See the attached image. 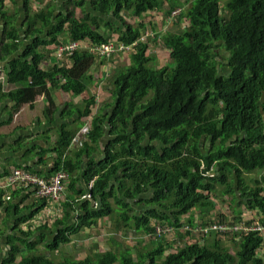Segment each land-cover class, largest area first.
Wrapping results in <instances>:
<instances>
[{
	"label": "trees",
	"instance_id": "16d2710c",
	"mask_svg": "<svg viewBox=\"0 0 264 264\" xmlns=\"http://www.w3.org/2000/svg\"><path fill=\"white\" fill-rule=\"evenodd\" d=\"M23 1L29 24L18 29L19 14L0 0V65L8 81L19 85L5 92L0 84V105L6 99L14 103L5 121L11 123L23 105L47 97L45 116L54 127L45 133L46 146L31 153L42 163L53 154L50 172L70 176L71 194L48 210L50 202L40 199L12 220L0 264H264L259 234L233 231L196 239L183 231L196 227V214L207 225L236 227L245 210L263 216L264 225V175L249 181L264 170V0H228V16L223 0H53L37 12L34 0ZM177 10L181 14L173 16ZM154 15L167 22L178 17L176 24L184 18L188 25L182 32H164ZM145 36L149 42L141 41ZM71 43L80 48L63 54ZM109 44L132 47L129 64L112 85V101L93 115L96 100L90 97L83 109L65 110L62 118L72 120L59 124L51 88L74 96L87 92L92 68L108 60L90 50ZM44 48L58 59L47 70ZM220 50L228 54L227 65H218ZM163 51L169 59L162 66ZM117 54L111 58L124 53ZM20 168L30 170L14 163L0 177L5 181ZM26 190L34 189L16 188L12 197ZM216 195L232 198L233 211L211 222L206 218L217 214ZM43 213L38 229L23 228ZM104 218L134 236L149 238L156 224L174 229L175 236L171 242L149 239L148 246L137 238L135 255L130 247L117 252L121 245L114 242L115 252L57 261L73 236L95 230Z\"/></svg>",
	"mask_w": 264,
	"mask_h": 264
},
{
	"label": "crops",
	"instance_id": "0c3cea01",
	"mask_svg": "<svg viewBox=\"0 0 264 264\" xmlns=\"http://www.w3.org/2000/svg\"><path fill=\"white\" fill-rule=\"evenodd\" d=\"M6 5L7 11H17L19 14V23L17 28H22L21 26L26 23V11L24 10V1L23 0H4ZM53 0H34L33 2V9L34 11H39L45 7H47ZM31 9V5L29 4ZM39 9V10H38ZM1 18H0V34L3 32V25H1ZM29 24V23H26ZM24 25L23 28H25ZM0 41H2V36L0 37ZM65 47V46H63ZM61 47V49L63 48ZM52 48H44L41 50L42 53L45 55L44 60V68L45 70L51 69L58 63V59L55 58V53L51 51ZM60 49V50H61ZM19 55V54H18ZM17 55V56H18ZM62 57L61 52L56 53V57ZM126 57V56H124ZM124 58H117L114 57L113 59H108L104 61H99L95 67L92 68L89 75L92 76V83L89 86L87 92L80 96H74L69 93L64 92L62 89L58 88H51V97L53 98L55 104L59 107V111L57 114V121L59 124H62L68 120H72V118H62V113L65 110H68L70 107H75L79 109H83L86 105L87 99L89 100L90 97H95L96 104L93 106V115L97 114L101 111L103 106L112 101V85L118 76V72L126 66L128 63ZM4 65H0V70L2 74L5 76V81H0V84L4 87L5 92H9L11 89H16L19 87L18 84H11L8 81V77L5 73ZM119 66V67H118ZM51 87V85H50ZM49 105V101L45 95L38 96L36 102L34 104H25L21 107V109L15 114L11 123H5V121L9 118V112L12 111L14 107V103L9 99L3 100L0 105V173H4L7 171L9 165H14V163L22 164L23 167L29 166V172L33 171L32 174L34 175H43L45 177H52L50 172L51 168L54 167V160L53 154L47 158V162L42 163L40 156H37V153H31V150L35 147H44L46 146V139L45 133L50 131L52 126L51 122L45 116V109ZM87 119V120H86ZM90 120L91 117L82 118V121L86 123L84 130L86 128V132L90 131ZM53 140L57 141L58 134L52 133ZM22 150H17V149ZM17 150V151H15ZM39 151V150H38ZM71 156L74 153V150H71ZM98 153H94L93 157H98ZM21 169V168H20ZM35 172V173H34ZM262 172V171H261ZM264 173V170H263ZM262 173H260L261 175ZM256 175V174H254ZM253 176V175H252ZM1 178V177H0ZM18 189H21L18 187ZM16 190V189H15ZM13 190V191H15ZM5 191L4 195V205L0 209V233L4 232V236L0 235V258L4 256L6 251L5 247V239L9 236L10 228L12 225V220H15L19 216H23L27 211L26 208L32 207L35 203L40 202V198L38 194L33 190H26V194H21L18 198L12 197L11 189L5 187L3 183V178L0 179V193ZM21 191V190H20ZM24 191V189H23ZM71 194L69 190L65 192L64 198L62 200V204L68 201V195ZM25 198H24V196ZM15 198V199H14ZM20 209L17 213L16 208ZM229 208V206H227ZM225 206H217V214L216 212L212 213L210 217H207L206 220H217L218 215L221 213L219 210L223 211L224 214H227L228 210H226ZM18 215V216H16ZM244 215L248 217L249 222H263V216L256 213V217H253L252 214L249 213L248 210H245ZM44 218V213L41 215ZM60 218V217H59ZM39 220V218L37 219ZM102 220H108V218H104ZM196 220H201L199 218V214H196ZM203 221V220H202ZM100 223V222H99ZM26 224L25 227H32L38 229L40 227H36V225ZM23 227V228H25ZM116 227V234L119 233V224L115 222ZM96 230V229H95ZM91 230H84L80 234L73 236L71 238L72 242L71 245L74 244L75 241H82L81 248L79 249L78 253H82V255L91 256L97 255L99 248V241L101 239H94L89 238L88 234H91ZM94 231V230H93ZM110 234L107 236L106 242L112 246L107 252H115L116 248L113 247L112 243L117 242V235ZM102 236V235H101ZM76 237L77 239L74 240L73 238ZM87 241H93V243L87 245ZM70 245V244H69ZM68 246V245H67ZM98 248V250H97ZM264 259V249L262 252V256Z\"/></svg>",
	"mask_w": 264,
	"mask_h": 264
},
{
	"label": "built area",
	"instance_id": "2783aa9c",
	"mask_svg": "<svg viewBox=\"0 0 264 264\" xmlns=\"http://www.w3.org/2000/svg\"><path fill=\"white\" fill-rule=\"evenodd\" d=\"M181 14L180 10H177L173 13V16H177ZM145 38H149L145 36ZM143 38L141 41H144ZM80 48L78 43H71L69 46L62 49L63 53L67 55H72L77 49ZM132 50V47L128 46H114L113 44L104 45L100 48H94L93 53L97 54L101 58L110 59L117 53H129ZM0 81H5V76L2 74L0 70ZM86 132L85 130H83ZM77 141V140H76ZM5 187L11 189V191L15 190L18 187L24 188H32L34 189L40 199H46L50 202L48 205L49 208L57 207L61 204L66 189L71 183L70 176L60 171L53 175L51 178H43L38 175H34L30 172H27L23 169H16L13 170L10 176L6 177L5 181H3ZM90 197V195L86 196ZM45 212V211H44ZM44 218H46V214L44 213ZM43 217L41 216L40 222H43ZM251 220V219H249ZM246 220V215L243 216L242 223L236 225V227L228 228L227 224L224 223H211V224H204L202 220H197L196 227L189 229V227H184L183 231L185 233H190L196 239H204L212 234L217 235H225L228 232H236L240 234H251L256 233L259 234L261 237H264V225L263 222H249ZM50 221V220H49ZM35 222V221H34ZM41 224V223H40ZM153 235H149V239L154 241H160L161 239H169L170 236H175L174 229L167 227V225L156 224L154 225ZM174 236L172 238H174Z\"/></svg>",
	"mask_w": 264,
	"mask_h": 264
},
{
	"label": "rangeland",
	"instance_id": "374dc122",
	"mask_svg": "<svg viewBox=\"0 0 264 264\" xmlns=\"http://www.w3.org/2000/svg\"><path fill=\"white\" fill-rule=\"evenodd\" d=\"M181 1L184 2V0H181ZM227 1L228 0L221 1V10H224V15L225 16H228L227 15V11H225L226 2ZM188 7H189L188 5H185L181 9L183 11H185ZM150 17H152V20H154L153 15H150ZM154 17L156 18L157 22H159V25H158V23H156V26L162 28L164 30V32H169V30H170V32H174V30L177 27L180 30V32H182V29L187 27V25H188L187 21L184 18H182V19L179 18L178 19V23L176 24V21H177L178 17H176V18L170 17L172 19L168 20V22L163 20L161 15H154ZM131 18H132V16L130 15V21H131ZM135 20H136V23H133V24L137 25L139 23L138 19H135ZM147 21L149 22V21H151V19H148ZM146 40L147 39L145 38L144 41H146ZM149 41H150V38L147 40V42H149ZM93 51H94V48H92L90 50L91 53H93ZM63 54H66V53H63ZM130 54H131L130 52L129 53H124L123 55H119V56H117L118 55L117 54L115 57H116V59L119 58V57L120 58H124V59H126V62H124V63H128L129 59H130V57L132 55V54L131 55ZM72 55H70V56H72ZM124 56H126V57H124ZM227 56H228V54L226 52H224L223 50H220L219 54L217 52L216 53V58L218 60L217 61L218 65H227ZM158 58H159V63L162 66L167 64L168 59H169L168 55H167V53L165 51L159 52V57ZM260 173H262V174L260 175ZM263 175H264L263 171L262 172L260 171L256 175L250 176L249 177V181L252 183L253 180H258V179L262 178ZM215 197H216V199L219 200L218 202L216 201L218 206L219 205L220 206H225V207L229 206V208L231 207L233 209V206L231 204L232 203L231 202L232 198H230L229 196H226V197L220 196V197H218V195H216ZM231 208H230L231 211H226V212H231L232 213L233 210ZM226 210H228V209L226 208ZM219 212L223 213V211H221V210H219ZM249 213L252 214L253 217L257 216L256 213L253 212V211L249 212ZM39 220H41V217H39ZM39 220H36L35 222H33L36 225V227H37V225H38V227L40 225V221ZM112 220H114V219L101 220L99 225H98V227L96 228V230H94V231L92 230V232L90 231L91 234H88L89 238H94L96 240L100 239V237H101V239L99 241V245H98L99 248H100V250L98 251V254L106 253L112 247L109 244V242H106V239H107L108 235L116 234L115 222L112 221ZM246 220H249L247 216H246ZM49 223L53 224L54 220H50ZM25 229H26V227H25ZM33 230H35V228ZM116 235L118 237L117 238L118 239L117 242L121 245V250L119 249V250H117V252L118 251H122V248L126 249V248L130 247V248L133 249V254L135 255L137 253V250H136L137 248H133V247L137 243V238H139V240L142 241V246L150 245L149 241H148L149 238L147 237L148 235L147 236L144 235V236H140V237L139 236H134L131 233H129L127 230H123V229H121L119 231V233L116 234ZM173 236H170L169 239H172ZM73 239L76 240L77 238L74 237ZM169 239L167 238L166 240H168V242H171V240H169ZM178 242H180V241H178ZM91 243H93V241H87V245H89ZM81 245H82V241H75L74 244H72V245L70 244L68 246L63 247L61 249V251L59 252V254H57V257H58L57 261H60L61 259H65V258L78 260V261L83 260L85 258V255H82V253H80V254L78 253L79 249L81 248ZM227 246L231 247V245L230 246L227 245ZM81 249H85V248H81ZM97 250H98V248H97ZM63 261L64 260H62L61 262H63ZM57 263H59V262H57Z\"/></svg>",
	"mask_w": 264,
	"mask_h": 264
},
{
	"label": "clouds",
	"instance_id": "9594fccd",
	"mask_svg": "<svg viewBox=\"0 0 264 264\" xmlns=\"http://www.w3.org/2000/svg\"><path fill=\"white\" fill-rule=\"evenodd\" d=\"M243 216H244V214H243Z\"/></svg>",
	"mask_w": 264,
	"mask_h": 264
}]
</instances>
